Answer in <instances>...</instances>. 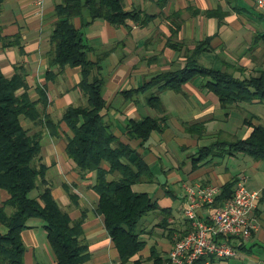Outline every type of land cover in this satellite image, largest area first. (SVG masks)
<instances>
[{
  "label": "crops",
  "instance_id": "0c3cea01",
  "mask_svg": "<svg viewBox=\"0 0 264 264\" xmlns=\"http://www.w3.org/2000/svg\"><path fill=\"white\" fill-rule=\"evenodd\" d=\"M64 2L0 1V70L9 78L18 70L25 72L34 101L40 100L39 90L44 89L49 100L47 113L56 122L63 119L69 107L88 104V97L79 86L82 67H67L62 72L50 67L52 36L58 20L56 7ZM123 6L126 12L139 13L141 21L129 20L117 27L84 14L75 17L73 23L90 46L89 59L94 63L102 59L101 71L96 70L94 75L106 82V122L112 124L123 143L143 155L156 177L155 183L134 186V191L143 193L138 190L152 185V191L144 192L151 195L159 209L153 211L156 220L141 230L147 242L145 248L128 264L138 259L143 264H153L154 247L168 259L176 242L189 233L191 224L184 216L186 186H219L217 205L221 206L225 202L220 200L224 186L241 178L249 189L262 194L252 214L257 230L249 240H232L239 250L238 257L215 258L211 263L264 264V160L241 153L208 159L207 164L197 162L200 150L218 139L245 140L256 127L264 126V104L256 99L225 110L214 93L202 89V80L198 79L183 85L182 92L160 93L168 116L167 128L164 132L155 131L143 145L141 140L128 137L127 126L132 120L162 116L147 105L150 94L158 90L141 92L130 100L122 93L144 86L176 65L184 66L188 50L207 39L210 51L200 56L201 64L216 69L228 64L246 77L256 76L264 71V10H259L253 0H123ZM146 17L151 19L145 23ZM178 44L183 47L177 49ZM151 111L159 115L152 116ZM23 124L35 133L43 129L29 121ZM201 125L202 135L197 131ZM45 132L41 157L48 168L46 179L63 211L74 221H85L84 238L91 255L85 264H122L104 218L96 213V174L83 179L67 154L72 130L62 122L58 137L48 129ZM9 198L6 191H0V204ZM162 209L167 212H160ZM202 214L207 215L205 209ZM29 223L30 228L22 234L26 246L24 264H58L43 222L34 219ZM0 232L6 233L2 225Z\"/></svg>",
  "mask_w": 264,
  "mask_h": 264
},
{
  "label": "trees",
  "instance_id": "16d2710c",
  "mask_svg": "<svg viewBox=\"0 0 264 264\" xmlns=\"http://www.w3.org/2000/svg\"><path fill=\"white\" fill-rule=\"evenodd\" d=\"M84 14L117 27L129 20L141 21V18L139 13L126 12L123 0H66L56 7L58 20L50 54V67H57L60 72L67 67L83 68L79 86L88 97V104L69 107L61 120L73 133L67 140V154L83 179L96 174L93 187L99 197L96 213L104 218L121 263L128 264L147 244L139 230L141 221L159 209L149 193H138L134 186L155 183L156 177L143 155L123 143L112 124L105 120L108 108L104 97L106 82L94 75L101 71L102 59L97 63L89 59L90 46L84 33L73 23L75 17ZM147 19L151 17H146L145 23ZM182 47L178 44L177 49ZM209 51L207 39L198 43L194 50H188L184 66L176 65L156 75L144 86L122 92L126 100H130L141 92L158 90V93L150 94L147 105L162 116L130 121L127 126L130 139L141 140L144 145L155 131L164 132L168 116L160 93L167 90L182 92L183 85L198 79L202 80V89L214 93L225 110L256 99L264 104V71L246 77L242 75L244 72L234 70L228 64L224 69L201 64L200 56ZM236 73H241V76H236ZM29 91L25 72L18 70L9 78L0 70V191H6L10 196L0 204V225L6 229V233L0 232V264H24L26 246L22 234L34 219L43 222L58 264H85L91 258L84 238L85 221L72 220L54 198L46 179L48 168L41 157L46 129L58 137L62 122H56L47 113L49 100L44 89L39 90L38 101L31 98ZM24 121L40 124L43 129L35 133L24 126ZM203 130V125L198 126L200 135ZM241 153L255 160H264V126L256 127L245 140L218 139L210 147L200 150L197 162L206 161L207 164L208 159ZM238 181L224 186L220 198L224 204L233 198ZM160 212L166 213L167 210ZM211 260L213 262L215 258ZM151 261L153 264H167L168 259L154 247ZM134 264L143 262L138 259Z\"/></svg>",
  "mask_w": 264,
  "mask_h": 264
},
{
  "label": "built area",
  "instance_id": "2783aa9c",
  "mask_svg": "<svg viewBox=\"0 0 264 264\" xmlns=\"http://www.w3.org/2000/svg\"><path fill=\"white\" fill-rule=\"evenodd\" d=\"M264 10V0H253ZM219 186L197 183L186 186L184 216L190 232L179 239L168 256L167 264H212V258L231 260L239 255L232 240H249L257 230L252 214L262 194L247 187L244 178L235 186L234 196L217 205ZM207 215H203V210Z\"/></svg>",
  "mask_w": 264,
  "mask_h": 264
},
{
  "label": "rangeland",
  "instance_id": "374dc122",
  "mask_svg": "<svg viewBox=\"0 0 264 264\" xmlns=\"http://www.w3.org/2000/svg\"><path fill=\"white\" fill-rule=\"evenodd\" d=\"M105 94V91H104ZM240 109H244L243 107H239ZM231 110V109H230ZM152 112V116H158V112L156 111H151ZM154 189V187H152V185L149 186H143L142 190H138V191H152ZM36 195V192H35ZM156 220V213H150L149 215H147L145 218H143V220L141 221L140 225H139V230H142L145 228V226H147L148 224L154 222Z\"/></svg>",
  "mask_w": 264,
  "mask_h": 264
}]
</instances>
